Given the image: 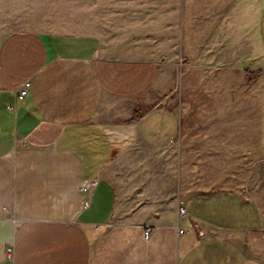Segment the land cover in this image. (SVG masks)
I'll list each match as a JSON object with an SVG mask.
<instances>
[{
    "label": "crops",
    "instance_id": "1",
    "mask_svg": "<svg viewBox=\"0 0 264 264\" xmlns=\"http://www.w3.org/2000/svg\"><path fill=\"white\" fill-rule=\"evenodd\" d=\"M172 14L159 25L158 6L143 7L108 35L0 33V264H264L245 247L264 233L259 205L233 187L188 194L179 176V117L165 98L183 55ZM206 54L221 61L185 40V57ZM259 117H245V134L264 144Z\"/></svg>",
    "mask_w": 264,
    "mask_h": 264
},
{
    "label": "rangeland",
    "instance_id": "2",
    "mask_svg": "<svg viewBox=\"0 0 264 264\" xmlns=\"http://www.w3.org/2000/svg\"><path fill=\"white\" fill-rule=\"evenodd\" d=\"M153 4L159 25L173 17V5L181 14L183 55L165 98L179 117L174 161L188 194L233 187L253 199L264 215V144L245 134V117L251 113L261 116L253 122L264 130L259 101L264 68L256 64L258 53H264V0H0V33L25 29L108 35L127 31L132 12ZM185 40L194 56L205 50L220 53L221 61L207 54L206 59L185 57ZM246 53L256 54L244 58ZM230 132L237 137L230 138ZM245 247L264 261V233L247 238Z\"/></svg>",
    "mask_w": 264,
    "mask_h": 264
},
{
    "label": "built area",
    "instance_id": "3",
    "mask_svg": "<svg viewBox=\"0 0 264 264\" xmlns=\"http://www.w3.org/2000/svg\"><path fill=\"white\" fill-rule=\"evenodd\" d=\"M32 87V82L31 80H26L20 87L19 89L17 90L16 92V95H17V98L18 99H24L28 93H29V90L30 88ZM82 190L84 192H88L90 193V188L89 187H82ZM87 204H88V201H87ZM179 214L181 217H187V208L186 207H181L179 209ZM145 238L146 239H149V237L151 236V232L149 229L145 230ZM13 254H14V250H13V247L9 246L6 248V256L8 258H13Z\"/></svg>",
    "mask_w": 264,
    "mask_h": 264
},
{
    "label": "bare ground",
    "instance_id": "4",
    "mask_svg": "<svg viewBox=\"0 0 264 264\" xmlns=\"http://www.w3.org/2000/svg\"><path fill=\"white\" fill-rule=\"evenodd\" d=\"M253 7H254V6H253ZM257 7H258V6H257ZM258 10H259V9H258ZM258 10H257V11H258ZM255 11H256V10H255ZM258 13H259V12H258ZM255 14H257V12H255ZM257 15L259 16V14H257ZM255 21H256V20H255Z\"/></svg>",
    "mask_w": 264,
    "mask_h": 264
}]
</instances>
